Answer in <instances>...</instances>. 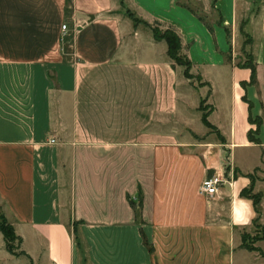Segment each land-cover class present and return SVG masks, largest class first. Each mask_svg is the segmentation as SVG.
Instances as JSON below:
<instances>
[{"label": "crops", "instance_id": "obj_1", "mask_svg": "<svg viewBox=\"0 0 264 264\" xmlns=\"http://www.w3.org/2000/svg\"><path fill=\"white\" fill-rule=\"evenodd\" d=\"M123 6L177 29L192 78ZM215 7L229 40L177 0H0V210L29 256L2 240L0 264L264 263L240 247L256 167L264 227V0Z\"/></svg>", "mask_w": 264, "mask_h": 264}, {"label": "trees", "instance_id": "obj_2", "mask_svg": "<svg viewBox=\"0 0 264 264\" xmlns=\"http://www.w3.org/2000/svg\"><path fill=\"white\" fill-rule=\"evenodd\" d=\"M215 2L216 0H209V7L210 10L215 13L216 16L211 20H206L205 17L200 14V11L195 9V7L193 6L194 0H186V1L177 0V4L182 7H185L193 15H195L197 19L205 25V27L208 29V31L211 34H213L214 32L213 29L214 25H217L224 29L227 40H229L230 30L226 25L223 24L222 15L219 12V10L215 7ZM120 3L121 5H123V0H120ZM124 8H125V12L135 23H143L144 25L150 28L154 40L156 41L163 40L166 43V47H167L166 54L168 58L171 59L174 64L183 67L184 77L192 78L193 75L190 73L191 61L189 60L187 55L181 52L182 41L177 29L171 24H165L160 21H154L152 24H149L146 21L135 17L134 14L128 8L126 7ZM237 65L240 67L249 68L251 71V76H250L251 82L255 81V62L251 54L246 53L245 60L243 62L241 61L237 62ZM201 120L208 128L214 130L218 134V136L222 138L219 131L212 124L208 122L207 113L204 110L201 113ZM253 132L254 131L249 130L248 137L250 140L255 141L256 139L253 136ZM258 170L259 167H256L252 172L244 174L250 180V183L248 186L242 188V190L240 191V195L252 201L256 214L252 220V226L254 228L255 233H259L260 235L258 236L257 234H254L253 236H251L248 232H242L240 247L247 249L249 251H256L261 256H264L263 251L258 246L254 245L256 241L264 239V227L260 223L261 211L259 208V203L263 197V194L261 192H254V183L257 179V177L255 176V172H257ZM238 173H240L238 169H234V175ZM129 200L132 207L135 209V215L138 218L140 214V202H135L133 198H130ZM72 227H73L72 229L73 232H75L76 231L75 225H73ZM0 232L3 236L4 246L7 252H9L14 256L25 255L26 257L29 258V256L23 250L20 249V244L22 242L21 237L15 233L13 225L8 221V219L1 210H0Z\"/></svg>", "mask_w": 264, "mask_h": 264}, {"label": "built area", "instance_id": "obj_3", "mask_svg": "<svg viewBox=\"0 0 264 264\" xmlns=\"http://www.w3.org/2000/svg\"><path fill=\"white\" fill-rule=\"evenodd\" d=\"M67 26L65 23L61 25V31L65 32ZM51 142H54V139H51ZM228 180L223 174L213 173L205 176L199 186V194L210 197L215 195L221 187L227 183Z\"/></svg>", "mask_w": 264, "mask_h": 264}, {"label": "rangeland", "instance_id": "obj_4", "mask_svg": "<svg viewBox=\"0 0 264 264\" xmlns=\"http://www.w3.org/2000/svg\"><path fill=\"white\" fill-rule=\"evenodd\" d=\"M182 1H186V0H182ZM208 0H206V1H204V0H194V4H193V6L195 7V9H197V10H199L200 11V14L201 15H203L204 17H205V19L206 20H211L212 18H214L216 15H215V13L213 12V11H211L210 10V7H208V2H207ZM202 5V8H201V5ZM205 6H206V8H205ZM211 13V14H210ZM246 36H243L242 35V39H243V41H244V38H245ZM247 53V51L246 50H241L240 51V54L238 55L239 56V58H244V56H245V54ZM195 81H198V79L197 78H195ZM245 85V84H244ZM243 98L244 99H248L249 98V96H248V94L246 93V92H244L243 93ZM217 102L218 103H221V98H217ZM200 105H201V108H210L211 107V105H207V104H205V102L202 100L201 102H200ZM263 168H264V166H263ZM255 176L257 177V178H259L258 177V171L257 172H255ZM252 228H253V226L251 227V229H250V231H249V234L251 235V236H253L254 234H257L258 236L260 235L259 233H255V231L254 230H252ZM3 239H2V234L0 233V242L2 243L3 241H2ZM264 258V257H263ZM25 259H21V262H25L24 261ZM248 264V263H247ZM251 264V263H250ZM264 264V263H263Z\"/></svg>", "mask_w": 264, "mask_h": 264}]
</instances>
